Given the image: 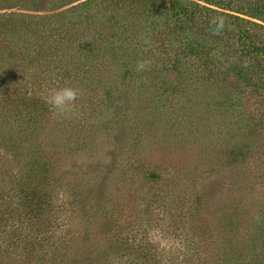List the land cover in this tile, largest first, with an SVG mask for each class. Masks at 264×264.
Listing matches in <instances>:
<instances>
[{"label":"rangeland","instance_id":"1","mask_svg":"<svg viewBox=\"0 0 264 264\" xmlns=\"http://www.w3.org/2000/svg\"><path fill=\"white\" fill-rule=\"evenodd\" d=\"M0 264H264V0H0Z\"/></svg>","mask_w":264,"mask_h":264},{"label":"clouds","instance_id":"2","mask_svg":"<svg viewBox=\"0 0 264 264\" xmlns=\"http://www.w3.org/2000/svg\"><path fill=\"white\" fill-rule=\"evenodd\" d=\"M147 62L141 61L136 65L137 71H145L147 69ZM79 90L65 85L63 87L56 86L51 88H45L42 93V99L49 107L50 112L54 116L67 117L71 115L76 107L78 100Z\"/></svg>","mask_w":264,"mask_h":264},{"label":"trees","instance_id":"3","mask_svg":"<svg viewBox=\"0 0 264 264\" xmlns=\"http://www.w3.org/2000/svg\"><path fill=\"white\" fill-rule=\"evenodd\" d=\"M195 17V15L194 14H192V15H189L188 16V19H190V21H192V19ZM203 18V20L205 21V23H206V26L209 28V30H211V31H214V30H220V31H229L228 29H227V26L226 25H228V27H229V24L227 23V22H223V21H214V20H209L208 18H206V17H202ZM227 23V24H226ZM250 38H249V36H248V32H246V31H242V40H243V46L244 47H249L250 46V42H248L247 44H246V42L249 40ZM245 43V44H244ZM247 51H249V52H253V53H256L258 50H256L255 51V49L254 48H251V49H247ZM255 51V52H254ZM248 52V53H249ZM40 191L41 190H34V189H31L30 190V192H27V194H30L31 195V199H35V198H37L38 197V195H40L39 193H40ZM39 198V197H38Z\"/></svg>","mask_w":264,"mask_h":264}]
</instances>
